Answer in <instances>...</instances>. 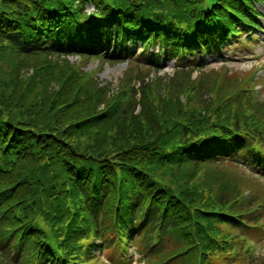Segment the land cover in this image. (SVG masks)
Returning <instances> with one entry per match:
<instances>
[{
	"label": "trees",
	"instance_id": "16d2710c",
	"mask_svg": "<svg viewBox=\"0 0 264 264\" xmlns=\"http://www.w3.org/2000/svg\"><path fill=\"white\" fill-rule=\"evenodd\" d=\"M263 1L0 0V264L132 246L146 264H264L244 237L264 235V88L185 60L255 33ZM93 58L127 61L112 94L81 69Z\"/></svg>",
	"mask_w": 264,
	"mask_h": 264
},
{
	"label": "rangeland",
	"instance_id": "374dc122",
	"mask_svg": "<svg viewBox=\"0 0 264 264\" xmlns=\"http://www.w3.org/2000/svg\"><path fill=\"white\" fill-rule=\"evenodd\" d=\"M258 7L260 12L262 13V16L259 18V24L264 28V3L258 4ZM92 9H93L92 5L86 6V11H91ZM257 33L260 39L258 40L257 45L248 52V55H241L243 49L236 47L229 51L231 55H229L228 57H224L228 61L229 66L230 67L233 66L231 68L232 70H234L235 68L248 69L250 67H253L256 71L259 70L260 73H264V32H257ZM135 48L136 51L140 50V44L136 43ZM150 50L156 51L157 50L156 45L153 46ZM68 58L71 59L72 61H77V62L79 61V58L75 56L74 57L69 56ZM199 59L200 60L202 59L207 67L218 66L219 64H221L222 61L221 56L206 52L200 54ZM98 63L99 62L97 61L96 58L88 59L82 64L81 69L85 72L91 71L92 75L97 78L99 84L106 85L109 93L112 94L116 89L119 88L120 85L124 84L125 81L127 80V78L124 77L125 75L124 73L126 71L128 64L125 60L116 63L106 61L100 63L101 67L99 68ZM162 66H163V70L160 71V74H166L167 77L173 76V72H174L173 61H169V62L163 61ZM256 77L257 76H255L252 80L255 81ZM263 77L264 75L261 78H259V80H257L256 82H262ZM123 80L125 81L123 82ZM262 97L264 98V95ZM136 108L138 110V105L136 106ZM252 174L253 173L248 171L243 172V175L246 177V181H251L255 183ZM259 184L263 185L264 183H259ZM252 238L258 241L257 237H252ZM262 248L264 250V244Z\"/></svg>",
	"mask_w": 264,
	"mask_h": 264
}]
</instances>
